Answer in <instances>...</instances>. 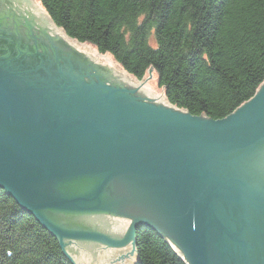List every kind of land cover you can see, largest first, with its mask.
<instances>
[{
    "label": "water",
    "instance_id": "obj_1",
    "mask_svg": "<svg viewBox=\"0 0 264 264\" xmlns=\"http://www.w3.org/2000/svg\"><path fill=\"white\" fill-rule=\"evenodd\" d=\"M68 41L87 65L0 58V190L72 264H136L142 226L187 264H264V82L223 119L194 116L166 103L153 70L138 82L110 54ZM102 213L123 216L108 220L123 237L59 221Z\"/></svg>",
    "mask_w": 264,
    "mask_h": 264
},
{
    "label": "trees",
    "instance_id": "obj_2",
    "mask_svg": "<svg viewBox=\"0 0 264 264\" xmlns=\"http://www.w3.org/2000/svg\"><path fill=\"white\" fill-rule=\"evenodd\" d=\"M37 2L65 38L111 54L139 82L153 70L166 103L191 115L223 119L264 82V0ZM136 255V264H187L144 226ZM0 264H72L58 239L2 190Z\"/></svg>",
    "mask_w": 264,
    "mask_h": 264
},
{
    "label": "flooded vegetation",
    "instance_id": "obj_3",
    "mask_svg": "<svg viewBox=\"0 0 264 264\" xmlns=\"http://www.w3.org/2000/svg\"><path fill=\"white\" fill-rule=\"evenodd\" d=\"M33 4L35 5L33 0H0V58L8 59L16 68L25 67L26 64L36 66L44 64L47 68L55 71L59 61L65 63L73 59L74 62L81 59V62L87 65L88 60L85 56L79 53L74 48L75 46L63 37L44 15L36 13ZM55 44H58L63 51L57 50ZM112 217L123 216H114L108 213L80 218L61 216L59 221L64 222L70 228L94 229L115 238H121L124 235L109 231L111 222L109 223L108 220ZM74 246H87L86 248L90 252L109 249L103 244L88 241L69 243V247L74 248ZM115 250L120 251L122 248ZM121 258L122 256H120Z\"/></svg>",
    "mask_w": 264,
    "mask_h": 264
},
{
    "label": "rangeland",
    "instance_id": "obj_4",
    "mask_svg": "<svg viewBox=\"0 0 264 264\" xmlns=\"http://www.w3.org/2000/svg\"><path fill=\"white\" fill-rule=\"evenodd\" d=\"M155 41L153 40V43H154ZM99 53V52H98ZM100 54V53H99ZM111 55V54H110ZM111 57L113 58V56L111 55ZM113 60H114V58H113ZM115 61V60H114ZM134 79L136 80V81H138L135 77H134ZM139 82V81H138ZM159 87V86H158Z\"/></svg>",
    "mask_w": 264,
    "mask_h": 264
}]
</instances>
